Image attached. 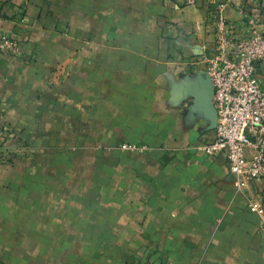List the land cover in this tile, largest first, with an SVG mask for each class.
I'll return each mask as SVG.
<instances>
[{
    "label": "crops",
    "instance_id": "0c3cea01",
    "mask_svg": "<svg viewBox=\"0 0 264 264\" xmlns=\"http://www.w3.org/2000/svg\"><path fill=\"white\" fill-rule=\"evenodd\" d=\"M208 1L0 0V264H264V177L204 148Z\"/></svg>",
    "mask_w": 264,
    "mask_h": 264
},
{
    "label": "built area",
    "instance_id": "2783aa9c",
    "mask_svg": "<svg viewBox=\"0 0 264 264\" xmlns=\"http://www.w3.org/2000/svg\"><path fill=\"white\" fill-rule=\"evenodd\" d=\"M231 2L206 3L214 44L212 51H205L201 59L214 86L216 125L213 141L204 144V148L210 155L226 152L229 170L238 178V188L242 189L246 178L264 177V81L257 68L264 62V35L257 30L260 22L257 9L248 17L231 20L224 14ZM183 3L197 4L198 0H183ZM17 48L15 39L5 36L0 39L2 51ZM123 148L145 149L130 143L123 144ZM6 157L7 162L14 160L0 122V160ZM247 200L249 210L260 216L264 229V204L254 198Z\"/></svg>",
    "mask_w": 264,
    "mask_h": 264
},
{
    "label": "rangeland",
    "instance_id": "374dc122",
    "mask_svg": "<svg viewBox=\"0 0 264 264\" xmlns=\"http://www.w3.org/2000/svg\"><path fill=\"white\" fill-rule=\"evenodd\" d=\"M256 9H257L256 12H259L260 23L264 25V6L260 4L259 7H257ZM262 33H264V31H262ZM5 159L6 160H0V163L2 162L7 163V157Z\"/></svg>",
    "mask_w": 264,
    "mask_h": 264
},
{
    "label": "water",
    "instance_id": "95a60500",
    "mask_svg": "<svg viewBox=\"0 0 264 264\" xmlns=\"http://www.w3.org/2000/svg\"><path fill=\"white\" fill-rule=\"evenodd\" d=\"M205 74H206V76H207V78H208V80H209V82H210V84H211V103H212V105H213L214 112H215V116H214V127H215V125H216V109H215L214 104H213V98H214V86H213V83H212L211 78H210V76L208 75V73L205 72Z\"/></svg>",
    "mask_w": 264,
    "mask_h": 264
}]
</instances>
